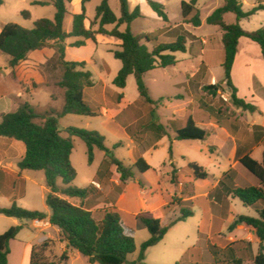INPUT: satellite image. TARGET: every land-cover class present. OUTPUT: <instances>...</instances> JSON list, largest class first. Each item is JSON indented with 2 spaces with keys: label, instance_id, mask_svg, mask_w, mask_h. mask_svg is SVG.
<instances>
[{
  "label": "rangeland",
  "instance_id": "obj_1",
  "mask_svg": "<svg viewBox=\"0 0 264 264\" xmlns=\"http://www.w3.org/2000/svg\"><path fill=\"white\" fill-rule=\"evenodd\" d=\"M38 1L48 4L36 5L35 2ZM154 1L165 6L169 22H164L157 15L152 17L144 10L145 16L135 20L131 25V31L135 35L157 34L156 41L148 43L150 50L155 44L169 43L174 40L169 30L179 25L182 20L181 3L191 0ZM241 1L245 11L264 4V0ZM224 2L225 0H199L197 9L200 12L202 25L199 28L184 25L186 30L199 38L188 40L185 53L173 54L178 61L175 66L156 68L145 76L151 97L156 102L154 105H149L140 99L134 76L128 78L124 89H119L113 84L122 67L121 61L117 60L113 54L114 51L119 50V40L102 36L97 45L90 43L81 48L72 46L78 40L76 38L70 37L65 41V60L68 62L85 61L87 63L85 70L92 73L96 90H102L106 94L105 99L97 97L98 109L103 107L115 113L120 124L128 120V129L136 145V153L134 157L131 155L124 133L114 129V126L104 125L103 119L97 117L70 115L59 118V126L64 136H67L65 129L69 127L97 131L106 137V146L116 158L126 165H134L135 161L142 156L140 146H145L154 138L151 132L145 131L153 108L158 114L159 121L166 127L167 136L157 147L150 148L145 153V159L151 166V170L141 174L134 169V178L127 182L124 189L120 187V175L116 167H113V173L109 172L106 179L109 197L118 209L126 212L125 214L153 211L161 207L165 212L164 225L168 226L179 216L181 206L178 202L180 200L187 201L185 208L194 212L192 217L170 227L158 245L147 249L146 264H185L186 254L192 255L193 258L197 254L204 257V254H213L210 250L213 246L217 250H222L225 245H234L239 242V238L234 242H219L226 234L225 231L220 230L219 233H214L212 239L209 240L207 236L209 230L227 229L230 226V220L238 215L257 216L254 209L244 206L238 199L227 196L221 189L219 194L214 191L218 187V181L220 182L231 168L232 170L236 168L235 171L233 170L235 178L236 174L238 176V173L243 172V169L248 172L236 161V151L239 149L243 154H252L257 145L255 141L257 131L254 130V126L264 125V88L262 85L264 84V59L257 44L243 38L246 43H241V46L239 44L236 65L232 70L233 83L239 92L237 96L240 95L239 98L247 103L257 105V110L250 112L236 107L231 101L230 90L223 83L222 32L218 27L208 25L206 19L214 10L223 6ZM99 3L98 0L90 2L88 7L90 17L95 15V9ZM132 4L133 7L141 4L144 9L152 11L147 1L132 0ZM110 5L119 14L118 1L113 0ZM24 11L30 12V18L26 19L23 16ZM55 13L56 9L52 0H4V4L0 7V31L9 23L32 29L35 21L42 18L53 19ZM236 21L234 14H228L225 18L226 24H234ZM240 25L250 32L263 28L264 11H259L251 18L242 20ZM97 27L95 25L93 29ZM65 29L68 33L72 30L71 16L66 18ZM125 29L126 26H121V30ZM159 30L164 31L160 33ZM241 49L244 52V58H242ZM61 74L56 42H50L42 49L31 52L27 59L15 68L10 66V57L0 51V92L7 93L2 96L0 94V114L14 111V103L17 105L29 103L38 114L42 115L60 112L64 105V90L57 86ZM215 84L219 86L216 94L206 89ZM11 94L13 98L9 96ZM120 94H123V97H120ZM88 98L92 100V96ZM87 102L92 107L94 106L89 100ZM202 104L210 109H205ZM189 117L196 122L197 127L207 129V139L204 141H173L175 131L185 127ZM37 122L42 123L43 121L38 119ZM169 139L173 144L171 159L169 158ZM117 145L119 147L116 148ZM259 153L257 152L254 156L256 159H260ZM71 160L77 171V178L73 185L78 188H86L90 185L100 164V170L106 172L110 167L105 163L104 152L100 150L95 151V160L89 164L87 147L80 138H74ZM192 162L203 167L208 173L206 180H199L193 175L188 168V164ZM30 174L37 180L27 181L25 186L27 196L20 200V205L23 206L19 207L41 209L39 179L44 178V172L32 171ZM251 176L256 180L253 175ZM248 183L244 176L237 182L235 181L239 187L248 186ZM6 205V199L0 196V206L6 207ZM210 212L217 220L212 225L206 222V215ZM103 215V210L94 212L98 220H101ZM219 219L222 220L218 221ZM125 221L131 223L130 217L125 215ZM133 227L137 246V252L133 257L136 258L142 243L149 239L150 234L140 221L134 222ZM0 229H2L1 225ZM21 233L22 236L30 238L35 234L30 229H25ZM49 244L46 252L47 260L59 259L54 257L53 244ZM239 247L245 248L243 245ZM244 251V254H248L247 250L244 249ZM82 258L74 264H87L83 261H86L85 257Z\"/></svg>",
  "mask_w": 264,
  "mask_h": 264
},
{
  "label": "trees",
  "instance_id": "obj_2",
  "mask_svg": "<svg viewBox=\"0 0 264 264\" xmlns=\"http://www.w3.org/2000/svg\"><path fill=\"white\" fill-rule=\"evenodd\" d=\"M72 1L74 0H52L56 9L54 18H42L35 21L32 29L24 28L16 23H9L0 31V51L10 57L12 68L25 61L31 52L42 49L50 42H56L62 71L57 86L64 90V105L58 113L38 114L29 103H23L13 112L0 114V137L24 144L25 156L17 166L20 172H44L45 186L48 189L46 205L51 212L49 223L59 229L62 240L67 242L70 249L88 258L90 264H146L147 249L158 245L170 227L194 215L193 210L185 208L184 205L187 201L180 200L178 202L181 206L179 216L168 226L162 224L163 211L156 213L147 211L130 215L115 208H108L104 210L103 218L98 220L93 212L85 207L86 199L95 193L96 188L93 185L86 188H78L73 185L77 178V171L72 164L71 156L74 150V138H80L85 143L89 164L94 162L96 150L104 152L105 163L116 167V171L120 175V187L124 189L127 182L134 178V169L141 174L151 170L144 155L167 136L166 127L159 121L157 112L153 108L150 112V122L146 125L145 131L151 132L154 138L151 142L148 141L145 146H140L142 156L137 159L134 165H126L116 158L106 146V137L97 131L69 127L65 129L67 136H64L59 126V118L70 115L81 117H97L99 115L85 101V90L94 86L93 75L90 71L85 70L87 65L85 61L68 62L65 60V41L70 37L76 38L78 40L72 46L81 48L87 46L89 42L97 44L98 35L119 40V50L114 51L113 54L117 60L121 61L122 67L113 84L119 89H124L128 78L134 76L140 99L149 105H154L156 102L151 97L145 76L156 68L175 66L178 61L173 54L187 51L188 40L195 39V36L188 32L184 25L193 27L202 25L200 12L197 9L199 0L181 3L183 23L169 30L174 40L169 43L155 44L152 50L148 43L155 42L157 34L135 35L131 31L132 23L142 18L139 6L131 11L129 0H117L120 5V16L117 17L109 5V0H103L96 8V15L91 21V27L87 28L85 25L86 4L91 0H83L82 12L72 15V30L68 33L65 29V21L69 14L67 5ZM147 3L159 18L166 23L169 22L165 6L162 3L154 0H147ZM3 4L4 0H0V7ZM35 4L45 6L48 3L38 1ZM259 11H264V5L261 4L252 10L245 11L240 0H225L224 5L214 10L206 19L208 25L218 27L222 32L223 83L231 92V101L236 107L250 112H255L257 107L237 96L238 88L233 83L232 70L241 38H247L257 44L264 59V27L250 32L244 30L240 25L242 20L251 18ZM22 14L26 19L31 15L28 11H24ZM226 14H234L236 23L226 24ZM95 25L98 26L97 29H93ZM123 25L126 26V29L122 31L120 28ZM107 26H113V29L108 30ZM164 30L158 32L161 33ZM206 89L216 94L219 86L215 84ZM120 97H123V94H120ZM202 106L205 109H210L205 104ZM38 119H42L43 122L38 123ZM254 130L257 131L255 141L262 142L264 146V128L254 126ZM127 132L130 135L129 129ZM207 137V129L197 127L196 122L190 117L185 127L175 131L173 141H204ZM169 141V158L171 159L173 144L170 139ZM235 159L258 180L259 185L237 186L235 174L230 169L214 191L219 194L221 189L227 196L238 199L244 206L254 209L257 216L239 215L235 217L229 226V231L242 225L253 230L260 241L258 252L254 255L251 243L246 241L236 242L222 250H217L213 246L210 250L215 258V264L219 263V252L229 264H244L246 261L264 264V152L262 160L258 161L251 154H243L237 149ZM188 168L197 179L206 180L208 178V173L197 163H189ZM69 199L78 200L79 203L73 204ZM0 215L22 221L47 219L45 213L19 207L16 203L10 207L0 206ZM125 215L130 217L131 223L125 221ZM136 221H140L146 227L150 237L142 243L137 258L133 260L131 257L137 252L133 227V223ZM21 230V226H16L0 235V264H8L10 242L16 239ZM49 243L46 241L32 248L30 264H61L67 260V256L63 255L57 260L48 261L46 252L50 246ZM241 245L245 248L239 247ZM244 249L248 251V254H244Z\"/></svg>",
  "mask_w": 264,
  "mask_h": 264
},
{
  "label": "crops",
  "instance_id": "obj_3",
  "mask_svg": "<svg viewBox=\"0 0 264 264\" xmlns=\"http://www.w3.org/2000/svg\"><path fill=\"white\" fill-rule=\"evenodd\" d=\"M82 1L83 0H74L70 4L67 5L68 12H69L68 16L72 17V15L80 14L82 12ZM92 1L93 0H91L90 2H92ZM98 1H100V3H99V5H100L103 0H98ZM112 1L113 0H109V5H110V2H112ZM142 1H147V0H142ZM90 2H88L86 4V16H87V18L85 21V25L87 28L91 27V21L94 20L95 15H96V13H95V15L90 17L88 14L89 13L88 7H89ZM129 3H130V10L131 11H133L137 6L140 7L141 13H142V18L145 16L144 10L152 17H155V15H157L153 10H152L153 11L152 12V11L148 10L147 8L144 9L141 4L136 5V7H133L132 0H129ZM262 5H264V4L262 3ZM110 7H111V5H110ZM71 9H72V11H70ZM113 12L115 13V15L117 17L120 16V12H119V14H117L114 10H113ZM227 15L228 14L225 15V18ZM181 24H182V20L180 21L179 25H181ZM179 25H177V26H179ZM177 26H175V27H177ZM107 29L111 30V29H113V26H107ZM194 36H195V38H199L196 35H194ZM100 37H102V36L101 35L97 36V42L99 41ZM90 43L91 42H89L88 44H90ZM239 43L241 46V43H246V42H244L243 38H241ZM241 51H242V49H241ZM242 58H244V52L243 51H242ZM80 62H82V61H80ZM234 65H236V61H235ZM254 78L255 77L253 75V79ZM262 85L264 88V84H262ZM96 89L97 88L95 87V83H94L93 87L87 88L85 90V101L87 102V100H89V102H91L94 105L92 107L87 102L90 105V107L92 109H94V111L99 114L97 116V118L103 119L102 123L104 125L114 126V129H116L119 132H122V133H124V135H126V138H127L130 150H131V155H133V157H134V153H136L135 152L136 151V145H135L132 137L127 132V129L129 128V126L127 124L128 120L124 121L122 124H120V123H118L119 121L117 120V115H115V113H111L110 110L103 108V107L99 110L98 109L99 104H98V101H96L97 97H99V98L103 97L105 99L106 94L104 92H102V90H96ZM4 93L7 94L6 92L1 91L0 92L1 96ZM114 93H116V92H114ZM238 94H239V92H238ZM9 96H11L13 98L12 94ZM91 96H92V100L88 98ZM18 97L20 98V94L18 95ZM239 97H240V95H239ZM252 99H253V97H252ZM18 106L19 105L14 103V111L18 108ZM256 126H261L264 128L263 124H256ZM163 139L164 138H162L158 143H156L155 147H157ZM257 152L258 153L260 152L259 153L260 159H256L254 157V156H256ZM263 152H264V146H263L262 142H259L255 146L251 156L256 160L261 161ZM145 155H144V158H145ZM24 156H25V146L22 142H19V141L13 140V139L0 137V196L4 197L6 199V201H7L6 207H10L14 203H16L18 206H23V205H20L21 204L20 200L22 198H26V196H27V193L25 190V186H26L27 181L37 180V179H35V177L32 176V174H30V172H32V171H23V172L19 171L17 166H18L19 161H21L24 158ZM105 160H106V157H105ZM113 167H115V166L108 167L109 169L106 172L105 170H100V168H101V164H100L96 170V175L91 180V183L89 186L93 185L96 188V191L90 198L86 199L85 207L88 208L90 211H92L93 214L97 210H100V211L103 210L104 211L108 208H115L121 212H124V211L118 209L116 207L114 201H112L111 197H109V192L107 189L108 187L106 185V179L108 177L109 172L113 173V171H114ZM235 169H233V170L235 171ZM33 172H36V171H33ZM33 175H35V174H33ZM243 176L249 182L248 183L249 185L245 186V187H251V186H258L259 185L258 180L257 179L255 180L254 178H252V176L248 172H246L244 169H243V172H240V174L238 173V176L236 174L235 181L237 182L239 179H242ZM39 182H40L39 187H40V191H41L40 192V202H42V207H41V209H38L36 207H27V209L31 210V211H39V212L45 213L47 215V219L42 220L43 225H44L43 227L36 228L35 227V221H26V220L22 221V220H18L15 218H9V217H5V216L0 215V217H1L0 218V225L2 226V229H0V235L5 233L6 231H8L12 227H16V226L22 227V230L19 232L16 239H14L10 242V254L8 255V264H30V253H31L32 248L34 246H38V245H40L46 241H50V243L53 244L52 246H53L54 257L60 258L63 255L67 256V260L62 262L61 264H74L75 261L82 260L83 259L82 257H84V256H82L77 251L70 249L68 247L67 242L62 240V238L60 236L59 229L55 226H52L49 223V216H50L51 212L46 205V196L48 194V189L45 186V175H44V178L39 179ZM218 184H219V181H218L217 185ZM217 185L215 186V188L217 187ZM69 201L73 204L79 203L78 200L69 199ZM158 211H164V208L160 207L158 209H155V210L149 211V212L156 213ZM163 213L165 216V212H163ZM127 214L136 215L138 213H136V214L127 213ZM206 216H207L206 222L209 223L210 225H212V223L214 221H217L215 219V215L212 214V212H210ZM234 219L235 218H232L230 220V225ZM220 220H222V219H219L218 221H220ZM162 224L164 225V221L162 222ZM25 229H30V230L34 231L35 234L31 238L27 237V236H22L21 232L24 231ZM220 230L225 231L226 234H225L224 238L219 242H222V243L228 242V241L234 242L237 238H239V241H246V242L251 243L252 251H253L254 255L257 254L260 241L256 237L253 230H251V229H249L243 225L237 227L233 231H229V227L227 229H217L216 231L215 230H212V231L209 230V233L207 235L208 239L211 240L213 234L219 233ZM235 233H238V235H235ZM227 247H228V245H225L224 247H222V249H225ZM186 255L189 256L188 254H186ZM186 257H185V261H184L185 264H215L216 263L215 258L212 254H204V257H201L200 254H197V256L195 258H193L192 255H190L187 258ZM136 258H134L133 256L131 257V259H133V260H135ZM85 259H86V261L85 260H83V261L86 262L87 264H90L88 258L85 257ZM218 262H219L218 264H229L226 262V259L223 257L222 254L219 255ZM244 264H254V263L252 261H246Z\"/></svg>",
  "mask_w": 264,
  "mask_h": 264
},
{
  "label": "built area",
  "instance_id": "obj_4",
  "mask_svg": "<svg viewBox=\"0 0 264 264\" xmlns=\"http://www.w3.org/2000/svg\"><path fill=\"white\" fill-rule=\"evenodd\" d=\"M34 221H35V227L36 228H41L44 226L42 220H34Z\"/></svg>",
  "mask_w": 264,
  "mask_h": 264
}]
</instances>
